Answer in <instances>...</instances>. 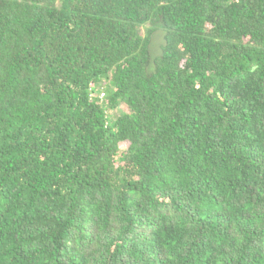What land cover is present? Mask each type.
Listing matches in <instances>:
<instances>
[{
  "label": "trees",
  "instance_id": "trees-1",
  "mask_svg": "<svg viewBox=\"0 0 264 264\" xmlns=\"http://www.w3.org/2000/svg\"><path fill=\"white\" fill-rule=\"evenodd\" d=\"M0 264H264V0H0Z\"/></svg>",
  "mask_w": 264,
  "mask_h": 264
},
{
  "label": "rangeland",
  "instance_id": "rangeland-1",
  "mask_svg": "<svg viewBox=\"0 0 264 264\" xmlns=\"http://www.w3.org/2000/svg\"><path fill=\"white\" fill-rule=\"evenodd\" d=\"M143 32V29L141 30ZM163 43V33L156 32L153 36V41L151 44V55L156 57L160 53V45Z\"/></svg>",
  "mask_w": 264,
  "mask_h": 264
}]
</instances>
